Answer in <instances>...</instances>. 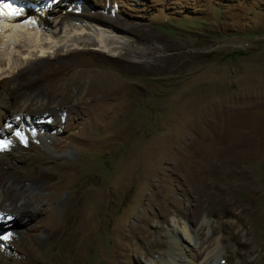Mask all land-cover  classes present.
I'll return each mask as SVG.
<instances>
[{"label":"rangeland","instance_id":"rangeland-1","mask_svg":"<svg viewBox=\"0 0 264 264\" xmlns=\"http://www.w3.org/2000/svg\"><path fill=\"white\" fill-rule=\"evenodd\" d=\"M25 1L49 7L50 27L85 8L121 34L114 49L79 46L64 68L35 75L0 122L2 159L17 153L16 132L33 133L0 176L1 217L17 215L0 229V264L161 262L155 244L189 226L186 209L205 224L197 242L211 239L214 264H264V0ZM22 102L41 113L16 117ZM12 181L17 204L4 199ZM28 202L37 216L21 214Z\"/></svg>","mask_w":264,"mask_h":264},{"label":"bare ground","instance_id":"bare-ground-1","mask_svg":"<svg viewBox=\"0 0 264 264\" xmlns=\"http://www.w3.org/2000/svg\"><path fill=\"white\" fill-rule=\"evenodd\" d=\"M18 1L19 2H17V0H0V83L3 81H7L5 87H3V90H5L6 92V95L8 97L7 99L10 100L9 105H7L8 106L7 109L3 110L1 109V107L3 106L0 98V122L4 119V117L8 116L7 110H11L13 105L15 106L21 103L20 101H22L21 98L25 91L28 92L32 87L34 88L36 84L38 85L37 79L33 78L35 75L37 76L38 74H41L43 72H50L52 70L56 71L60 68H64L63 66H66L68 64V59L67 61H65L64 59H66L67 57H71L72 54L74 53H79V51L81 52L82 49H79V46H87L86 47L87 49H85L87 51H90L91 49L88 46H98V45L104 50L107 46H110L112 49H114L113 45L119 42L117 41V36L121 34L119 30L112 29L110 25L105 24L103 20L98 18L96 15H93L90 11L86 10L85 8L79 9L81 10V12L83 11L81 15L79 14L80 15L79 17L71 19V21L68 22L66 25H63V27L60 25L61 27L57 26L53 28L48 26L46 20L44 19L45 17L48 16L47 10L49 9V7L46 6L45 3H39L38 4L39 7H36L35 3L33 2H27L25 0H18ZM56 1L60 3V1H64V0H56ZM20 4L25 6V8L29 11L30 14L29 17H31L29 21L22 20V18H25L27 15L25 16L19 15L20 13L18 12V7ZM63 48L65 50H63ZM53 61H61V62H57L58 64H56V62ZM24 77H26L25 83L22 82ZM10 83H13V86H9ZM69 84L71 83L69 82L65 86V88L62 89L60 95L58 94L59 96H61L59 98L65 101H68L71 96V87H69ZM53 88L54 87H52V89ZM109 91L110 90L106 92ZM113 95H115L114 92ZM38 96L39 95L32 96V94H29L28 98L33 103V101L39 100ZM78 96L79 93L72 95L73 99L77 97V99H80V101L85 103L86 99L81 100L82 98H79ZM42 102L44 101L42 100ZM45 105L46 104H44L43 106ZM70 108H72V106ZM40 113L36 114L34 108L32 109L31 104H26V102H22L20 107L16 108V112L14 114L18 118L25 119L26 117H29L31 115L36 116L39 115ZM41 118L42 117H39L38 119L35 118L34 124L37 127L51 129L53 126L57 125V123H55L56 121L51 123L52 121L51 122L48 121L47 118L45 120L39 121V119ZM1 136L4 137V134L2 133ZM30 137H33V133L31 134L28 130H25L24 134L16 132L15 138L14 137L10 138V142L8 143V145L10 146L11 149L13 147L16 148L15 150H17V153L9 157L11 161L0 158L1 178H4L9 173H11V171H14V164L17 163L19 160H21V158L23 157V153L18 155L19 149L31 150V147H25L23 144L18 142L17 138L23 140V139H28ZM3 148H2V144L0 143V153L3 151ZM16 185H18L16 181H12V183H8V185L6 186L7 193L6 195L3 194L5 201L6 200L10 201L13 204H17L20 202V195L18 189L16 188ZM22 188H25V185ZM2 200L3 199L1 198V201ZM190 213L192 212H190L189 209H186L182 214V216L185 219H187L188 222H190L187 228L183 230V229H175L173 227H170V230L168 231L170 233L172 232L173 237L171 238L169 244H165L163 246V244H157L155 242L156 251L151 254L152 255L154 254V256H156V254L159 253L161 254V256L164 257V260L161 262L160 261L155 262L153 264H200V262L202 261L204 262V264H214L211 251L208 250L211 247L210 245L211 239L206 238V240H203L201 238L203 243L201 249H200V244L197 242L198 235L196 233L203 234L201 230L205 227V224L202 223L201 227H199L201 220H197L196 225L192 224L195 218L190 216L191 215ZM21 214L30 217L31 216L35 217L38 215L37 211L33 210L32 202H28L24 204V206L21 209ZM1 215L2 214L0 213L1 230L4 227H7V221L13 219L12 217H15V219H17V215H15L14 213L9 215L8 217L6 214L2 217ZM191 234H193L194 237H190ZM187 237L188 239H191L190 240L191 246L188 245V247L184 248V252L176 253V251L180 248L179 247L180 242L185 241ZM187 251L194 253V256L189 260H185V258L187 257L186 255ZM247 254L246 257L249 255H255L257 253L252 250L250 254L248 255ZM139 263L148 264L143 261ZM232 264H255V262L253 261L252 263H249L247 260H245L240 262H234Z\"/></svg>","mask_w":264,"mask_h":264}]
</instances>
